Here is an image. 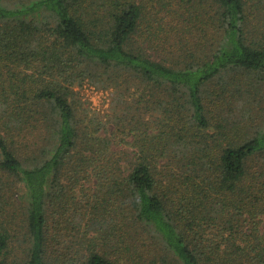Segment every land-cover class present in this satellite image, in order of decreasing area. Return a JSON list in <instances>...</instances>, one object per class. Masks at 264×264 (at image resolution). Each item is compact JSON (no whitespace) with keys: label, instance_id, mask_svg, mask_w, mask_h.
Here are the masks:
<instances>
[{"label":"trees","instance_id":"trees-1","mask_svg":"<svg viewBox=\"0 0 264 264\" xmlns=\"http://www.w3.org/2000/svg\"><path fill=\"white\" fill-rule=\"evenodd\" d=\"M0 264H264V0H0Z\"/></svg>","mask_w":264,"mask_h":264},{"label":"rangeland","instance_id":"rangeland-1","mask_svg":"<svg viewBox=\"0 0 264 264\" xmlns=\"http://www.w3.org/2000/svg\"><path fill=\"white\" fill-rule=\"evenodd\" d=\"M80 92V98L84 106H87L90 110L98 112L100 114L107 113L109 94L106 91H98L88 85H84ZM7 210H10L7 207ZM10 217L16 221L19 217L18 211L10 213Z\"/></svg>","mask_w":264,"mask_h":264}]
</instances>
